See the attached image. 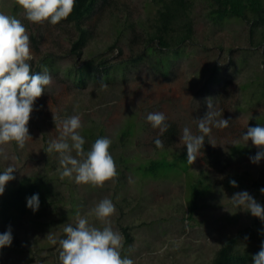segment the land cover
<instances>
[{"label":"rangeland","instance_id":"374dc122","mask_svg":"<svg viewBox=\"0 0 264 264\" xmlns=\"http://www.w3.org/2000/svg\"><path fill=\"white\" fill-rule=\"evenodd\" d=\"M194 2L195 41L186 47L182 56L172 59L169 75L157 73L150 59L130 68L124 84L117 81L116 86L101 90L93 81L86 88H77L67 76V69L80 65V60L70 54L77 35L74 25L31 23L15 0H0V13L20 19L27 29L31 63L51 55L56 57L60 70L59 76L50 74L51 85L35 101L28 124L32 140L22 150L15 142L5 146L16 159L0 158V172L9 163L17 168L13 173L15 179L7 183L5 191L32 177L52 173L47 156L58 154L47 153V147L59 136L53 115L61 119L80 115L82 137L86 128L102 125L112 143H120L129 120H134L137 131L116 151L127 158V165L115 162L117 176L103 187L78 185L74 177L68 178L67 183V177L62 180L56 174L61 181L60 208L40 218L41 223L26 221L22 228L11 226L13 241L11 246L0 249V264L30 261L60 264L58 244L53 245L49 235L57 240L66 238L63 227L74 226L77 214H86L106 197L117 209L111 221L113 230L124 237L121 255L132 259L134 264H210L228 239L251 224V213L233 207L230 199L240 191H247L259 203L262 199L253 182L264 174V160L252 163L249 157L258 149L251 141L242 140L247 127L264 126L262 46L254 47L250 43L249 24L232 19L215 25L206 16L203 0ZM153 11L151 0H108L87 21L92 37L83 58L102 56L118 62L133 54L131 47L135 55L139 54L143 48L136 42L131 43V24L138 32L142 31L141 23H146L148 28ZM118 39L123 53L110 50ZM216 64L218 78L214 79L211 74ZM209 99L222 113L218 119L230 121L227 128L213 127L210 136L205 137L203 147L206 144L211 157L219 158V165L211 167L202 148L188 172L176 170L159 178L144 176L140 167L160 159L163 154L169 160L187 154L186 145L180 140L182 130L188 127L193 134H199L196 120L208 111ZM155 112H162L166 123L177 129L170 145L166 144L164 134L147 121V115ZM157 138L163 141L162 148L155 146ZM232 179L244 181L247 187H232L229 183ZM192 183H202L205 195L200 200V209L188 221L187 202ZM89 220L97 227L103 226L94 217ZM125 227L132 237L130 242L124 235ZM7 230L0 224V233Z\"/></svg>","mask_w":264,"mask_h":264},{"label":"clouds","instance_id":"9594fccd","mask_svg":"<svg viewBox=\"0 0 264 264\" xmlns=\"http://www.w3.org/2000/svg\"><path fill=\"white\" fill-rule=\"evenodd\" d=\"M23 9L25 18L35 24L49 22L56 25L67 19L74 10L76 0H15ZM32 53L30 37L25 25L20 19L0 13V158L4 161L15 160L9 155L7 145L15 142L18 149H24L32 140L29 133V121L34 111L35 101L45 93V88L52 83V77L45 68L43 72L32 71ZM107 84L101 82V90H106ZM208 111L202 118L196 120L199 134H193L184 127L180 140L187 148V161L195 162L205 143V137L210 136L212 128H227L229 120L219 118L222 113L215 109L211 99L207 101ZM166 116L162 112L149 113L147 121L154 129H159L163 135L169 128ZM55 128L59 136L49 142L47 153L58 154L60 178H73L78 185L103 187L105 182L117 176V167L109 149L112 141L108 137L98 138L89 151L84 150L85 139L79 132L82 127L80 115L58 118L53 115ZM244 142L251 141L258 149L250 161L258 164L264 160V126L257 124L247 127L242 135ZM211 143V142H209ZM157 148L163 147V141H154ZM73 152L75 155H73ZM17 170L9 163L0 172V196L3 195L8 182L15 179L13 173ZM232 187H237L235 180L229 181ZM264 195V188L260 189ZM230 201L233 207L250 212L252 216L264 222V205H261L247 191L233 194ZM39 194L27 198V207L33 212L39 209ZM117 209L109 198H103L84 215L77 214L76 223L63 227L66 238L57 240L49 235L53 245L58 244L60 264H134V261L121 255L124 247V237L119 231L113 230L111 217ZM89 217H94L102 227L95 226ZM13 241L11 227L0 233V249L11 246ZM253 264H264V242L260 250L252 257Z\"/></svg>","mask_w":264,"mask_h":264},{"label":"trees","instance_id":"16d2710c","mask_svg":"<svg viewBox=\"0 0 264 264\" xmlns=\"http://www.w3.org/2000/svg\"><path fill=\"white\" fill-rule=\"evenodd\" d=\"M108 0H76L74 10L67 19L56 24L74 25L77 31L76 38L72 42L70 54L80 60V65L76 64L67 69V76L73 79L77 88H86L89 82H95V85L107 84L108 87L116 86L117 81L124 84L128 80L129 69L136 67L142 61L153 59L156 72L163 75H169L172 68V59L184 54L186 47L195 41V17L194 0H151L153 6V15L150 18L148 28L141 23L142 31L138 32L137 27H133L131 43L140 44L143 48L139 54H134L118 62H110L109 59L100 57H84L85 49L92 37L91 30L87 26V21ZM207 7V17L215 25H219L226 20L237 19L250 25V43L254 47L262 46V58L264 65V0H203ZM130 25V24H129ZM129 26L127 25V28ZM119 39L110 47V50L118 49L123 53L122 48L118 46ZM33 72H43L46 68L49 74L59 76L60 70L55 56L46 55L39 62L31 63ZM215 65L211 78L217 79V69ZM226 84V83H225ZM224 84V85H225ZM264 86V78L262 80ZM85 144L84 148L90 146L98 138L108 137L102 125H93L84 130ZM134 120H129L121 134L120 143H112L110 153L117 164L127 165V158L120 155V146H124L127 137L135 135ZM177 134L175 125L170 124L163 138L167 145L172 144ZM168 148V146H166ZM205 160L211 167L219 165V158L211 157L210 148L205 144L203 147ZM116 153V154H115ZM47 163L53 168L51 174H41L32 177L19 186L8 188L0 196V224L6 228L18 226L22 228L24 222L41 223L40 218L60 208L62 202L61 190L59 189L61 181H58L56 174H59V161L57 157H48ZM191 164L187 161V154H183L177 159L169 160L167 154H163L160 159L152 160L146 165L140 167L144 176L159 178L166 176L167 173L182 170L188 172ZM67 179V180H66ZM65 182L68 183V178ZM237 185L247 187L242 180L232 179ZM250 180V179H248ZM247 180V181H248ZM254 187L260 191L264 188V174L253 182ZM205 188H208L204 186ZM39 194V209L33 212L27 207V198L33 194ZM205 191L202 183L190 184L189 198L187 204V220L191 221L200 209V200L204 197ZM264 205V195L260 202ZM124 235L128 242L132 237L128 228H123ZM16 238V237H15ZM264 242V222L256 217H252L251 224L242 229L235 237L228 239L216 252L210 264H253L252 257L259 250L261 243ZM28 264H32L30 261Z\"/></svg>","mask_w":264,"mask_h":264}]
</instances>
